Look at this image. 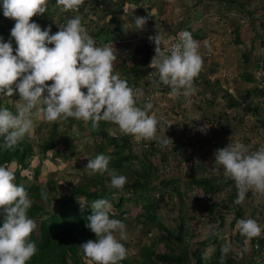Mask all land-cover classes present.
Instances as JSON below:
<instances>
[{"label": "rangeland", "instance_id": "374dc122", "mask_svg": "<svg viewBox=\"0 0 264 264\" xmlns=\"http://www.w3.org/2000/svg\"><path fill=\"white\" fill-rule=\"evenodd\" d=\"M113 1L111 0L114 5L116 4L115 1L119 3L121 0ZM99 2L100 0L87 1L84 10L80 9L79 13H74L84 17L83 24L87 28L89 34L91 32L97 33L99 29L105 28L106 24H109L108 20L112 17L108 13L101 14L104 9ZM194 4L192 0H126L123 9L118 5L119 7L115 10V13L117 12L116 17L120 21V24L116 25L115 23H110V26L107 25V28L109 30H116L118 32L117 36L120 39L118 43H116L115 40L109 43L113 44L114 51L117 54L114 71L118 73L122 79L128 78L129 80H135L136 85L131 87L134 90L141 89L143 91V96L138 100L139 107L143 108L144 105L149 102L152 104L149 114H155L156 116H154L159 121L157 125V137L163 139L167 136L173 141V143L170 142L171 145L175 143L177 145L179 144V149L176 152L172 151L175 155H181L186 151H191V154H187V156H191L192 150H194V158L191 160L194 168H191L193 171H191L190 177L193 175L198 178H212L223 174L222 169L217 171L213 168L214 153L217 149L224 148L229 143L235 142L244 143L253 151L261 145H264V19L261 24L259 23V26L255 24L256 28L251 34H247L241 39H239L241 35L238 37V34L233 31L235 28L234 23H236L233 21L234 23H232V27H230L231 30L225 32L228 39L226 40L227 42H223V44H231L229 46L234 47L229 54L234 58L235 66L226 73L220 70L217 72L218 69H216V65L209 63V61L211 60L214 63L218 62L220 64L221 55L216 54L217 50H214L212 47V49L206 50L204 45L208 43H212L213 45L214 42L219 41L213 35L215 31L209 30L208 27L212 25L210 23L211 19H216L219 10L212 7V5L202 6L198 2H194ZM240 5V3H234L235 7L241 8ZM171 10H173L175 16V24L173 23L172 27L177 28L179 24H187V26H189L187 27L189 28L188 31L191 32L195 40L196 38L193 32L197 31V35L201 30L200 24L203 23L205 27L203 32L206 33V37L203 40H199V51L203 53L202 57L204 58V62H208V64L212 65L214 67L213 72L218 75L216 79L214 78L213 82V89L215 91H209L210 93L202 90V79H198L201 85L195 84L197 93L192 97L193 102L191 104L186 103L183 97L178 100L171 98L168 94L170 89L160 83L159 85L163 86L164 90H162V92L156 90L158 86L156 83L154 84L153 81H157V77L154 76L153 78H149L148 74L150 70L148 68L142 69L143 74L141 75V79L139 76L140 72L135 69L138 63H140L144 51L146 49L155 48L154 44L149 41V36H154L159 33L164 38L169 37L166 36V34H168L166 32V21L168 23L173 21V13ZM259 10L263 12V8ZM51 11L53 12L54 9H51ZM180 13H182V15H180ZM70 14L73 13L61 12L59 10L52 15H47L45 13L43 16H39V18L43 19L46 25L51 26V33L54 34L56 33L54 32L55 25L57 23H62V21L60 22L62 18H72L73 16ZM152 14L153 16H151ZM135 16L147 17V23L143 30H136L134 24ZM181 16L183 18H181ZM197 16L200 17V19ZM229 16L235 19L239 24H249V22H240V16H242L240 14L229 12ZM4 20L15 24V21L12 19L4 17L3 21ZM226 20L229 19L226 18ZM218 21L221 22L220 20ZM8 22H5L4 25L9 24ZM66 23L67 21L64 20V24ZM4 29L6 28L4 27ZM170 29L173 30V28ZM1 33L2 35H6L9 31L6 29L2 30ZM173 33L174 32L171 34ZM238 40L239 42H237ZM96 42L97 46L104 44L102 40H96ZM238 45L241 46L240 49L237 48ZM53 46L54 45H49V47ZM245 50L251 55L249 60L244 57ZM13 54H15V51ZM231 63H233V61ZM205 66L203 65V68L206 72L207 69ZM138 80H141L142 83H140V81L137 83ZM146 82L150 83V87H153L154 84L156 88L153 87L154 91H151L152 93H150L151 95L149 94L150 97L148 100L145 98L146 95H148L145 89ZM84 91L86 92V89ZM203 94H205L207 99H201ZM207 94H211L212 97L209 95L207 96ZM246 95H249V98L245 100L244 98ZM0 98L1 100L3 99L5 103L7 102L12 107H15V103L19 99V94L16 92L11 98ZM233 102L238 103V105H232ZM183 109L188 116H184ZM172 110L174 111L172 112ZM180 110L182 116L178 113ZM33 120L35 132L29 137V140L33 143V150L36 151L37 154L38 151L41 152L40 144H42L43 140L45 142L52 137H54L57 142L67 138L68 142L73 145L72 149L63 157L56 158L55 161L46 159L43 164L44 166H42L44 168L43 175H41L42 181L50 180L49 184H56L58 193L67 197L68 188L74 185H80L82 180L86 182L88 177L94 175L91 173V170L86 169V165L88 159L95 157L98 153L96 142H99V139L98 137H91L89 135L90 122L85 123L69 118L67 120L62 119L50 123L35 116ZM109 124H111L109 128L111 133L114 135L123 134L117 125L112 123ZM169 125L171 126L169 127ZM55 126L57 127L56 130L58 133L56 136H53V128ZM167 126L171 134L169 132L166 133L165 128H167ZM223 128L226 129L228 136L224 137L221 134ZM65 129L68 130V134L63 133ZM180 132H182V134L177 135ZM196 133H198L199 137H195ZM132 140L138 143L133 137H131V141ZM179 140L185 143H179ZM157 147L158 145L153 149V153L150 154V157L154 159L157 158L155 160L156 163L152 161L153 165L151 166L154 168L153 170L157 168L161 169L166 166V164H158V159L162 158V155L165 156L163 162L166 159V147L161 146L162 153H159L160 150L156 149ZM111 149V147H108L107 151L110 152ZM201 150H203V154H201ZM135 151L140 157L139 160H141V151L139 152L137 148H135ZM29 161L32 168L40 167V162L36 160V158H30ZM77 163L79 167L76 168L75 165ZM139 163L138 166H135V163H133V170L141 171L142 167ZM47 173L49 174L46 176ZM163 175L166 176V172ZM158 176H160V174H158ZM158 176L154 182L152 181V188H155V194L164 190L165 187L169 189L163 193L166 198L165 204L159 206L157 199L153 196L155 203H153L150 212L151 214L155 212L157 217L155 224L150 223L144 218L147 209L144 205L140 208L142 201L135 200L136 197L132 194V189L126 186H124L122 190L110 189L108 187L110 194L113 196L115 206L116 203H119V200H125L123 207L118 209L119 212H123L124 215L112 218L118 219L126 225L127 239L121 242L127 248L130 260L139 261V249L146 245L153 244L152 242L156 244L158 253H167L166 242L159 239L162 236L166 238V230L164 231V229H173L175 225L187 224L190 227L191 234L187 242L191 250H199L205 260H215L217 257L216 254L220 253L221 255V246L230 245L231 250L221 264H264V238H257L255 243L251 241L245 251L244 237L236 230V222L234 223L237 216L236 212L241 211L242 216L240 219H255L258 224L264 228V195L249 190L246 193L244 201L236 205L234 202L237 199V189L233 181L230 185L223 187L221 190L206 195L202 187L195 185L192 181L188 182L189 179H187V181L178 180L177 183L169 186L165 183L162 184L158 182ZM60 178H64V180L57 183ZM107 178L110 177L107 176ZM73 182H75V184ZM109 183L110 182L107 180L105 181L106 186ZM133 183L134 181L132 179L131 184ZM21 184H24V182ZM159 184L161 185L159 186ZM43 185L45 186L44 183ZM61 185L66 188L63 189ZM78 199L76 200L77 202ZM213 204H218V207L211 212L210 207ZM136 205L140 206L137 207ZM225 206H227L231 212H228ZM55 208L56 206H52V209ZM47 210H51V208L48 207ZM139 214L141 220L138 219ZM218 219H221V222ZM35 222L37 224L36 230L39 232V222L37 220H35ZM158 222H160V224L163 223L165 228L158 227ZM210 234L217 237L216 243L205 240V237L208 238ZM155 262L156 264H166L159 260H155Z\"/></svg>", "mask_w": 264, "mask_h": 264}, {"label": "clouds", "instance_id": "9594fccd", "mask_svg": "<svg viewBox=\"0 0 264 264\" xmlns=\"http://www.w3.org/2000/svg\"><path fill=\"white\" fill-rule=\"evenodd\" d=\"M55 2L61 12L79 13L85 5V0ZM48 4L49 0H0L4 17L15 21L10 30L11 38L5 42L0 37V97L11 98L14 93L19 94L15 113L0 107V137L3 138L0 147L15 150L25 137H31L35 132L34 116L50 123L69 118L85 123L91 121L93 129L104 121L117 125L123 134L137 142L157 141L162 147L173 143L167 136L163 139L157 137L159 121L149 114L152 104L146 103L143 108L138 106L143 91L134 90L114 71L117 54L113 44L97 46L83 24L82 15L68 19L54 34L51 26L42 29L32 20L34 16H43L48 11ZM247 22L250 24L251 19ZM146 23L147 17L135 16L136 30H143ZM177 37L178 40L176 37L164 38L159 33L149 36L155 48L148 76L157 77L160 84L167 86L171 98L178 100L183 97L186 103L191 104L197 93L195 80L203 70L204 60L199 51L200 42L193 38L191 32L184 30ZM156 90L161 92L164 88L158 85ZM204 95L201 96L203 100L207 99ZM209 96L212 97L211 94ZM179 143L183 142L179 140ZM173 146H176V151L179 149V144ZM110 160V156L98 154L88 159L86 169L92 174H107L111 178L107 187L122 190L127 177L110 168ZM16 167L15 161L0 166V215L3 217L0 264H27L38 252L36 243L30 239L37 229L35 220L28 215L33 201L24 186L14 182ZM167 167H175L170 157L163 174ZM41 168L43 175L44 168ZM213 168L217 171L222 169L224 178L234 182L237 189L235 203H242L249 190L264 195V145L253 151L244 143H229L215 151ZM166 176L171 178L172 170L166 172ZM41 196L46 199V192L42 190ZM78 203L81 210L90 204L92 214L87 217L86 227L96 237L80 245L87 264H120L128 255L121 242L127 239L126 225L110 216L121 217L124 213L106 198L91 203L86 198H79ZM236 230L244 237L245 251L254 238H264V228L255 219L237 220ZM230 250V245L221 246V261Z\"/></svg>", "mask_w": 264, "mask_h": 264}, {"label": "trees", "instance_id": "16d2710c", "mask_svg": "<svg viewBox=\"0 0 264 264\" xmlns=\"http://www.w3.org/2000/svg\"><path fill=\"white\" fill-rule=\"evenodd\" d=\"M87 1L90 0H85V3ZM123 1H119V3L121 2L120 4L115 1L116 4L113 5L111 0H100L99 4L103 6L104 9L101 14L108 13L112 17L108 20L109 24H106L105 28L99 29L97 33H90V35H92L95 40H102L103 43L108 44L114 40L120 41L119 37L117 36L118 32L114 29L109 30L107 27L110 26V23H115L116 25L120 24V21L116 17L117 12L115 13V10L119 6H121V9H123L126 0ZM84 6L81 7V9L84 10ZM51 9H54V11L52 12ZM59 10L60 8L56 5L55 0H49L48 11L46 12V14L52 15ZM70 15L75 16L76 14L73 13ZM3 18V9L2 7H0V21H2V23L8 22L5 20L3 21ZM263 18L264 9L262 12V18H260L259 20L252 19L251 23L256 24V22L258 21H260L261 23L263 22ZM68 19L69 18H62L60 20V22L62 21V23H57L55 25L54 32L58 31L59 26L64 25V20L68 21ZM32 20L38 23L42 27V29L49 26L46 25L43 19L39 18V16H34ZM8 23L10 24L8 30L9 33L6 35H0V37H3L5 42H7L11 38L10 30L14 25L10 21ZM12 46L15 51L16 44L14 39L12 40ZM153 53V48L146 49L143 53V56L141 57L142 59L140 63H138V66L135 67V69L140 72V79L142 78L141 75L143 74V68L151 69L149 67V64L150 58L152 57ZM125 79L127 80L130 87L136 85L135 80H129L128 78ZM139 81L140 83H142L141 80H138L137 83ZM149 85L150 83L145 84V86H147L145 89L147 90V94L150 97V93H152L151 91L154 90L153 87L155 88V86L154 84L153 87H150ZM156 85L158 86L159 82L156 83ZM247 98H249V95H246L244 99L246 100ZM232 105L236 106L238 105V103L233 102ZM0 107H6L9 110L13 111V113H15V107H12L7 102L5 103L3 99L1 100V98ZM89 122V135L91 137H98L99 139V142H96V148H98V153L96 155L105 154L111 157L109 167L115 169L117 171V174L127 177V183L125 184V186L129 189H132V194L136 197L135 200L142 201V205L140 208H142V206L144 205V207L147 209V213L144 214V218H146V220H148L152 224H155L157 221L155 212L153 214H151L150 212V209L153 207V203H155L153 200V196H155V199H157V203L159 206L161 204H165V195H163V193L167 189H169L168 187H165L164 190H161L159 193L155 194V188H152V181L154 182L157 179L158 174H160V176H158L157 181L162 184L165 183L169 186L177 183L178 180L187 181V179H189L188 182L192 181L195 185L202 187L206 195L213 194L214 192H217V190H221L223 187L230 185V183L232 182L231 180H226L223 174L220 176H214L212 178H198L197 176L193 175L190 177L192 173L191 171H193L192 169L194 168L193 164L191 163V160H193L194 158V150H192L191 156H187L188 153L191 154V151H186L182 155V157L185 158L186 164L191 166L188 168L186 165L177 164L178 166H175L174 169H172L173 176L171 178H168L162 173L164 167H162L161 169L157 168L156 170H153L154 168H152L151 166L153 165L152 161L155 162V160L157 159L150 157V154L153 153V149L158 145L156 149L160 150L159 153H162V148L157 141H140L136 143L133 140L131 141V136L129 135H114L113 133H111L109 131L111 124H109L108 122L101 121L97 129H93L91 121ZM56 128V126L53 128V136H56L58 133ZM67 132V129L63 130V133L68 134ZM2 144L3 138L0 137V145ZM71 144L70 142H68L67 138H64L63 140L57 142L55 138L52 137L45 142L43 140L42 144H40L41 152L38 151L37 154V152L33 150L34 145L29 140V137H25L18 144L15 150H4L3 147H0V166L9 165L13 161H15L17 167L15 170L16 180L14 182L18 186L22 185V182H26L30 185H24V188L29 192L30 198L33 201L28 215L29 218L37 220L39 222V232L37 230L34 231L30 237L31 241L36 243L38 252L29 262H27V264H86V259L84 257L82 249L80 248V245L88 240H95L96 238L95 234L86 227L87 217L92 214V210L90 204L86 205L84 209L81 210V206L76 200L77 198H86L87 202L91 203L96 199L106 198L109 201H113V196L112 194H110L109 188L105 185V181L107 180L108 182H110L111 179L107 178V174H105L104 176L94 174L91 177H88L86 182L82 180V183L80 185L71 186L70 188H68L67 197L62 196L60 193H58L56 184H49L50 180L42 181V178L40 176L42 173V168L40 167L43 166L44 161L48 159L50 154H52L51 160L53 161H55L56 158L63 157L72 149L73 145ZM108 147L112 148L110 152L107 151ZM175 147L169 144V146L166 147V159L163 162V158H165V156L162 155V158L158 159V164H168L169 157L170 159L174 160L176 155L175 153H172V151L176 152ZM135 148H137L139 152L141 151V160H139L140 157L136 153ZM201 151V154H203V150ZM30 158H36V160L40 162V167L32 168L29 161ZM133 163H135V166H138L139 163V165H141L142 167L141 171L133 170ZM75 167H79V164L77 163ZM132 179L134 181L133 184H131ZM62 180H64V178H60L57 183ZM43 183L45 184V186L43 185ZM160 185L161 184H159V186ZM62 187L63 189L66 188L65 186ZM42 190L47 194L46 199L41 196ZM124 204L125 200L122 199L120 203L116 205V207L120 209ZM235 204L239 205L237 203ZM52 206H56V208L52 209ZM136 206L139 207L140 205ZM48 207H50L51 210H47ZM217 207L218 204H213L210 207L211 212H213ZM225 209H227L228 212H231L227 206H225ZM236 214L237 216L234 223L237 222V220H239L242 216L241 211L236 212ZM110 218L112 217L110 216ZM138 219L141 220L140 214L138 215ZM2 220L3 217L2 215H0V225H2ZM218 220H220L221 222V219ZM158 227L165 228L164 224H160V222H158ZM164 231L166 232V238L162 236L159 239L166 242V248L168 250L167 253H158L156 250V244L152 242L153 244L146 245L139 249V261H132L129 258L130 256L127 255V258L121 261L120 264H156L155 260L165 262L166 264H221L222 261L220 253L216 254L217 257L215 260L209 259L207 261L204 259L199 250H191L190 245L187 242V239H190L191 237L189 225H175L173 229L165 228ZM256 239L257 238H254L252 240V243H255ZM205 240H209L211 243H216L217 237L210 234L208 238L205 237Z\"/></svg>", "mask_w": 264, "mask_h": 264}, {"label": "crops", "instance_id": "0c3cea01", "mask_svg": "<svg viewBox=\"0 0 264 264\" xmlns=\"http://www.w3.org/2000/svg\"><path fill=\"white\" fill-rule=\"evenodd\" d=\"M192 2H193V4H194V2L195 3L198 2L202 6L212 5V7H215V9L219 10V14L217 15L216 19L215 20L211 19L210 23L212 25L208 26L209 30L215 31V33L213 35L219 41L214 42L213 45H212V43H208V44L204 45L205 46L204 48H206V50L207 49H212V48H214V50H217L216 54L221 55L220 64L218 62L214 63L211 60L209 61V63H212V64L216 65V69H218L217 72H219V70H220V71H222V72L224 71V73H226L227 71L232 69L233 66H235V65H234V58L229 54V52L232 51L234 49V47L229 46L231 44H223V42H227L226 40L228 39L226 37V35H225V32H228L229 30H231L230 27H232L231 24L234 23L233 21L236 22V23H234L235 24V28L233 29V31H234V33L236 32L238 34V37L241 35L239 37V39L243 38L247 34L248 35L251 34L256 28L254 23H250L251 25L250 24L242 25V24L237 23V21L235 19L230 18L229 12H233L235 14L237 13V14H240V15H248V16H250L249 15L250 13H253V15L259 13V18H262V11H260L259 9H261V8L264 9V0H192ZM234 3H236V4L240 3L241 4L240 5L241 8L240 7H235ZM231 4H233V5H231ZM171 9H173V8H171ZM171 11L173 13V21H170L169 23L166 21V23H167L166 32L168 34H171L172 32H174V33L171 34V35L166 34V36L167 37L168 36L169 37H177L178 34L181 33L182 31H184V30L188 31L189 28H187V27H189V26H187V24H182V25L179 24L177 28L172 27L173 23L175 24V16H174L173 10H171ZM180 15H182V13H180ZM181 18H183V17L181 16ZM198 18L200 19V17H198ZM226 18H228L229 20H226ZM252 19L253 18H251V20ZM218 20H220L221 22H219ZM255 20H257V19H255ZM259 23H260V21L256 22V26H259L262 22L260 24ZM9 26H10V24H5V25H4V23L0 24V35L2 34L1 33L2 30H6L7 29V31H8L9 30ZM196 26H197V24H196ZM200 26H201V30H200V32L197 35H196L197 31L193 32L194 37L196 38L197 41H199L200 39L203 40L206 37V33L203 32V29H205V27L203 26V23L200 24ZM4 27L6 29H4ZM170 28H173V30L170 29ZM217 28H218V30H217ZM242 28H243V30H242ZM240 33H242V34H240ZM115 41H117L116 43L119 42L118 40H115ZM237 42H239V40ZM237 48L240 49L241 46L238 45ZM223 51H227L228 54H227V52H223ZM129 52H131V51H129ZM200 54L202 55L203 53H200ZM244 57L246 59L247 58L250 59L251 55H250V53H248V51L245 50ZM232 61H233V63H231ZM209 65L210 64H208V62H206V63L204 62V66L207 69V71L205 72V69L203 68L202 72L199 75V77H201V78H197V80L195 82V84H197V85H201V83L203 84L202 90H204V92L205 91L206 92L215 91L213 89V82H214V78L216 79V77L218 76V75H216L217 73L213 72L214 67L212 65H210V67H209ZM198 79H202V82L201 83L198 82ZM173 111L174 110H172V112ZM182 111H183V114H185L184 116H188V114L186 113V111L184 109ZM180 112H181V110L178 111V113L182 116V114ZM165 129H166V133L167 132L170 133V130L168 129V126ZM181 134H182V132H180L177 135H181ZM221 134L224 137L228 136V134L226 132V129H224V128L222 129ZM195 137H199L198 133L195 134ZM22 185L24 186V185H29V184H27L25 182Z\"/></svg>", "mask_w": 264, "mask_h": 264}, {"label": "built area", "instance_id": "2783aa9c", "mask_svg": "<svg viewBox=\"0 0 264 264\" xmlns=\"http://www.w3.org/2000/svg\"><path fill=\"white\" fill-rule=\"evenodd\" d=\"M251 18H253V19H256V18H259V13H257V14H254V15H252V16H246V17H241L240 19V22L241 23H245L246 21H250V19ZM57 32V31H56ZM177 38V40H178V37H176ZM263 65V64H262ZM150 76H152V74L150 75ZM209 94H207V96H208ZM205 96V95H204ZM206 97V96H205ZM147 100L149 99V96L148 95H146V97H145ZM146 100V101H147ZM175 130H177V129H175ZM183 143H184V141H182ZM177 164H180V165H185L186 163H185V160L183 159V157L182 156H177L174 160H172V165H174V166H178ZM171 167H167V169H166V172L167 173H170L171 172Z\"/></svg>", "mask_w": 264, "mask_h": 264}]
</instances>
